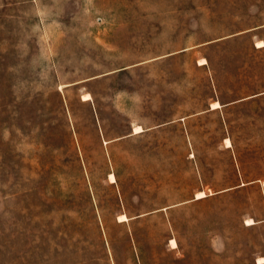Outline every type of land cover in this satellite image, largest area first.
I'll list each match as a JSON object with an SVG mask.
<instances>
[{"label":"rangeland","instance_id":"1","mask_svg":"<svg viewBox=\"0 0 264 264\" xmlns=\"http://www.w3.org/2000/svg\"><path fill=\"white\" fill-rule=\"evenodd\" d=\"M263 184L264 0H0V264H257Z\"/></svg>","mask_w":264,"mask_h":264},{"label":"bare ground","instance_id":"2","mask_svg":"<svg viewBox=\"0 0 264 264\" xmlns=\"http://www.w3.org/2000/svg\"><path fill=\"white\" fill-rule=\"evenodd\" d=\"M142 131V129H141V127H136L135 128V133H138V132H141ZM228 143H229V141H228ZM114 178V177H113ZM114 180H115V178H114ZM264 185V184H263ZM199 197H204V195H203V193H200L199 194ZM122 218V217H121ZM126 220V219H125ZM253 222H251V224H252ZM173 244H175V242H173ZM258 263L259 264H264V258H260L259 259V261H258Z\"/></svg>","mask_w":264,"mask_h":264},{"label":"crops","instance_id":"3","mask_svg":"<svg viewBox=\"0 0 264 264\" xmlns=\"http://www.w3.org/2000/svg\"><path fill=\"white\" fill-rule=\"evenodd\" d=\"M258 264V263H257Z\"/></svg>","mask_w":264,"mask_h":264}]
</instances>
